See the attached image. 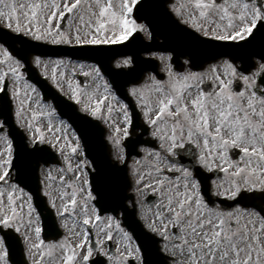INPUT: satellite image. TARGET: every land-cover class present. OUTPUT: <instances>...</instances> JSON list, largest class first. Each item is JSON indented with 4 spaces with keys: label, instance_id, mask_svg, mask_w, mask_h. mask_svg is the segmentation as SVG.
Here are the masks:
<instances>
[{
    "label": "snow or ice",
    "instance_id": "obj_1",
    "mask_svg": "<svg viewBox=\"0 0 264 264\" xmlns=\"http://www.w3.org/2000/svg\"><path fill=\"white\" fill-rule=\"evenodd\" d=\"M139 3L140 0H0V20L4 22V28L34 41L57 45L72 44L73 41L76 45H115L144 30V25L132 18ZM172 11L193 33L209 41H245L258 25L264 27V0H180L179 6L174 5ZM68 17L78 21L74 34L62 30L61 22ZM33 63L37 67H48L39 56L34 57ZM54 63L59 65L63 62L57 60ZM128 63V60L123 61L125 65ZM23 67L21 61L7 49L0 48V85H5V77L11 75L14 83L11 96L17 102L14 111L16 122L19 127L33 133V144L37 140L42 143L43 132L38 127L33 128L36 112L31 113V118L25 113V107L31 100L27 90L35 92V89L25 82L24 98L21 97L19 85L23 74L20 69ZM165 70L166 81L150 76V84L129 90L132 96L138 98L144 121L151 129V137L159 142L160 147V151L155 152L142 149L150 158L149 170L134 172L137 192L150 189L153 195L159 197L158 211L148 225L149 230L165 242L163 250L171 252L173 264H180L175 260V250L186 257V264H264V209L256 210L239 204L241 199H251L257 194L264 199V90L257 94L254 79L257 73L251 76L238 73L229 60H223L219 65L212 66L210 72L204 73H174L168 66ZM261 71H264V65H261ZM83 75L103 79L98 67ZM51 79L54 83L57 80L55 68ZM206 81L211 84L210 89L202 87ZM237 82L242 83V89H234L233 85ZM103 87L108 93V84L104 83ZM145 88L154 96V103L146 98ZM0 91H3L2 87ZM70 98L81 104L78 90L72 89ZM112 99L115 100V96ZM88 100L93 101V97L89 96ZM107 101L108 96L103 95L92 103L83 104L81 110L100 118L101 106ZM120 109L125 123L130 124L126 105L121 104ZM112 111L113 106L108 103L109 115ZM52 114L42 113L47 116ZM3 129L4 124L0 123V142L4 145L0 149V182L8 184L13 146ZM48 131H53L51 125ZM60 131L55 129L56 133ZM115 131L119 133L120 128ZM124 135H128L127 128ZM55 138L57 142L61 138L68 140L66 134L63 137L56 135ZM116 143L119 144V140ZM185 144L199 149L195 159L200 168L210 174H222L211 179V195L232 201L235 207L229 205L225 210L210 206L211 201H206L202 195L201 184L193 172L186 167H178L171 160L176 150L184 148ZM68 146L76 153L77 147ZM81 167L82 162L77 164V169ZM68 171L73 172L70 165ZM47 178L52 179L50 175ZM60 179L63 181L64 177ZM76 179L79 180L80 175H76ZM83 184H88L87 179ZM67 186L72 188L70 199L62 204V211L57 209V215L63 217L69 211V205L75 212L79 205L82 223L89 225L92 219L88 201L94 199L92 193L88 191L78 201L77 193L84 192V188L78 189L70 182ZM9 189L7 203L4 202L5 190L0 189V227L14 229L23 236L31 264H89L94 251L105 257L108 264H132L133 260L142 264L141 249L132 246V237L123 232L119 224L116 228L123 232V239L128 243L121 249L118 242V256L103 247L104 240H98L95 249L86 247L89 239L87 231L83 232V239L74 247H69L66 242L45 245L40 239L39 216L33 219L35 209L31 197H28L25 217L24 205H19L18 210L16 204L20 199L15 195L17 185L12 183ZM19 191L23 194V189ZM67 195L62 192L61 200ZM51 207H57L54 201ZM95 212L93 208L92 213ZM95 219L99 221V215ZM107 220V228L111 229L113 217L108 216ZM169 226L178 231H170ZM100 232L104 233L105 229L101 228ZM32 233L38 243L33 241ZM74 235L79 236L80 233ZM106 239H112L111 231L106 233ZM57 250L60 253L58 258L54 255ZM0 264H9V251L3 239H0Z\"/></svg>",
    "mask_w": 264,
    "mask_h": 264
},
{
    "label": "flooded vegetation",
    "instance_id": "obj_2",
    "mask_svg": "<svg viewBox=\"0 0 264 264\" xmlns=\"http://www.w3.org/2000/svg\"><path fill=\"white\" fill-rule=\"evenodd\" d=\"M180 0H168L167 7L172 13V15L175 17L176 20H178L179 24L186 28L187 26L182 24L180 22V18L175 15L172 11L173 6H179ZM143 25V24H142ZM188 28V27H187ZM190 29V28H189ZM147 28L144 26V30L141 31L143 38L147 41L150 39V34L146 31ZM191 30V29H190ZM146 31V33H145ZM193 33V32H192ZM196 37H198L197 34L193 33ZM158 41H161L162 39L156 36ZM184 41H187L188 39H191V42H194L192 38H189L188 36H185ZM197 39V38H193ZM217 42V41H215ZM217 43H225L227 45V49L224 50L223 47L220 49H217L216 52H213V60L207 63L201 64L200 67L192 68L190 67L192 64L190 63V57L191 55L185 51L180 52L178 55L177 53H173L171 51L163 50V51H150L148 53H145L143 56L150 57L153 59H156L158 70L159 72L163 73V77H157L152 72H146L144 75L141 83L138 85L130 86L129 90L132 88H144L145 85L150 84L149 77L154 76L157 80L166 81L168 79L167 72L165 70L166 66L170 67L174 73H186V72H197V73H204V72H210V69L212 66L219 65L223 60H229L231 63L234 64V66L238 69L239 72H243L246 75H253L254 73H257L255 75L254 79L256 80V91L259 95L262 90H264V71H261V65H264V27H260L258 25V28L254 30L253 35L248 37L245 41L240 42H217ZM177 56L179 60L182 63V71L177 72L172 68V65L170 64V60L172 57ZM123 59H129V58H123ZM186 61L188 63H186ZM207 84V85H205ZM202 87L206 89L211 88V84L206 81ZM234 89H242L243 85L240 82H237L233 85ZM132 96V95H131ZM145 96L146 98L154 103V96L151 92L145 88ZM133 102L135 107L138 110V113L140 115V119L137 120V124L134 125L131 128V123L126 124L124 113L123 111L119 112L117 116H105V113L102 112V123L104 126L107 127L106 130V138L110 142L111 152L114 156L119 157L120 162L124 158L125 155V144L126 139L128 137H132L137 142V152H140L139 155H133L128 164V171L133 174L134 172H146L148 171V162L149 159L146 157L145 152L142 151V149H148L150 151H160L159 142L154 140L151 137V129L148 127V125L144 121L143 112L141 110V107L139 106L140 102L137 97L132 96ZM123 103H120V105ZM124 105V104H123ZM128 116L131 120L130 112L128 111ZM132 122V121H131ZM119 127L120 132L117 133L115 129ZM127 128L128 135H124V129ZM119 140V144L116 143V141ZM2 147V144H0V149ZM199 149H196L194 145L192 144H185V147L182 149L176 150V155L171 157V160L176 163V165L183 166L188 168L190 171L194 166H199L196 162L195 155L198 154ZM178 174V173H177ZM179 175V174H178ZM8 184H4L3 182H0V189L5 190V196H4V202L7 201V191L9 190V185L12 184V177L11 172L10 176L7 178ZM135 179V177H134ZM148 194H152L151 190L149 191H142L137 192L134 197V204L136 206L137 214L140 220L143 222V224L149 229L148 225L155 219V214L157 213V205L159 204V197L155 196V200L152 203H147L146 196ZM157 224H159V221H156ZM170 231H178L176 229H172L171 226H169ZM21 235V234H19ZM22 236V235H21ZM159 237V236H158ZM0 239L1 236H0ZM178 242V241H177ZM164 241L161 240L159 237V244H160V250L163 253V255H160L158 258V261L160 263L166 264H173V258L171 252L166 253L164 249ZM134 247H137V244H134ZM168 247L171 249L172 245L169 244ZM105 249H111V254L114 256H117V252L113 249V247H110L108 244ZM175 260L177 262H180V264H186V257L182 256L179 252V250H175ZM140 258L142 261V254H140ZM31 261V260H30ZM134 263L137 264V262L134 260Z\"/></svg>",
    "mask_w": 264,
    "mask_h": 264
},
{
    "label": "rangeland",
    "instance_id": "obj_3",
    "mask_svg": "<svg viewBox=\"0 0 264 264\" xmlns=\"http://www.w3.org/2000/svg\"><path fill=\"white\" fill-rule=\"evenodd\" d=\"M57 2H60V0H57ZM72 19L73 20H71L70 22L67 23L68 26L63 31H72L74 34V29H75L78 21L75 20L73 17H72ZM53 27H55V22H54ZM72 44H75V42L73 41ZM57 60L62 61V59H44V62L48 64L47 69H45L43 67V65L41 67H38V68L43 73L44 77H46L48 80H50V82H52L54 85H56L57 88H59L62 92L67 94L69 97H71V90L72 89L78 90L80 98H81V104H78L80 109H82L83 104L92 103V102H94V100L96 98H100L102 96V93H103L102 85L103 84H102L101 79L93 77V78H91V81L88 84L81 87V86L77 85L76 80L74 79V76H73L74 72H76V71L82 72V73L90 72L91 68H93V66L88 65V64H76V63H73V64L61 63L59 65H57V64L55 65L54 62ZM62 62H64V61H62ZM60 65L62 67H59ZM53 68H55V70H56V77H57V80L55 83L51 79ZM4 70L7 71L6 68ZM61 73H63L64 75L61 76L60 75ZM6 77L9 79V91L11 94V90L14 87L13 78L11 77V75H8ZM24 83H25V80L23 79L19 85V87L21 88V97L22 98H24V93H25V89L23 87ZM69 84H71V89L69 88ZM27 91L31 96V100L28 101V104L25 107V113L29 118H31V113L36 112L37 118L35 121H33V128L35 129L38 127L43 132L44 141L42 143H47V144L51 145L56 151L60 152L62 157H63V162L67 163L68 167H69V165L72 167L73 172H69L70 173V176H69L70 180H69V177H68V180L71 181L70 183H72L74 187H76L78 189L81 187L84 188V192H78L77 193V200L80 201L81 198L83 196H85L88 192V190H85L86 185L83 184L84 179H86L85 176L83 175L85 173V172H83V170H84L85 164H87V163L83 159V157L81 158V160L78 159L79 156L81 157V152H79V145L77 142V137H75V135L72 133V131L70 130V127L64 121L59 120L55 116L53 110L47 104H44L41 101L40 95L38 94V92L36 90H35V92H32L31 89H28ZM89 96L93 97V101L88 100ZM114 103L115 102H113V103L111 102L112 106H114ZM14 106H15V108L17 107L16 101H14ZM47 112H52L53 114L51 116L42 115V113H47ZM98 119H100L102 121V106H101L100 118H98ZM49 125H51L53 128V131H51V132L48 131ZM57 128H59L61 130L59 133L55 132V129H57ZM24 131L27 134L29 142L32 143L33 133H30V132L26 131L25 129H24ZM65 134L67 135L68 140L65 141L63 138H61L59 140V142H57V140L55 138L56 135H60L61 137H63ZM38 142L41 143L40 141H38ZM69 144H71L72 147H77V151L74 155H73V152L71 151V148L68 146ZM2 148H3V144H2L1 149ZM81 162H82V167L80 169H77V164L81 163ZM60 170H61V168H53V169L51 168V169L45 170L42 172L41 179H42L44 192L48 193V198H49L50 204L52 201H54L57 205V207L54 208V210H55L56 216L58 218V222H59L60 227L63 229V231H65V235L63 237V240L60 242H66L68 245L74 246L76 243L80 242V240L83 239V232L86 231V229H85L86 225H83V223H82L83 216L80 215V206L79 205L75 209V212H73L72 206L69 205V211L67 213H65V215L63 217L57 215V209H60L61 211L63 210L62 204L68 202V200L70 199V194L72 192V188H69L67 186L68 183L66 184L63 181H61L60 177L63 175L61 174ZM49 175L52 177V179L47 178ZM76 175H80L79 180L76 179ZM87 181H88V178H87ZM134 186H135V188H137L135 183H134ZM62 192L68 193V195L65 196L63 198V200H61V193ZM15 195L20 197V199H18L16 201V204L18 206V210H19V205L23 204L24 205L23 214L26 217L28 197H26L24 194H21V193H19V194L15 193ZM92 202H93L92 200L88 201V212H89V216L92 219V223H90L89 225L92 227V230L96 232L98 239H100V236L103 235V233L100 232L101 228H104L106 233L108 232V230L111 231L112 239L115 240L116 245H118V242H119L121 249H123V246L128 243V241H124V239H123V235H122L123 232L117 230L114 220H112L111 229L107 228V224L109 223L108 221L103 223L101 218L99 221H97L95 219V214L92 213V209H93ZM34 218H36L35 211L33 212V219ZM73 221H75V223ZM22 230L24 231L23 228H22ZM74 233H80V235L76 236V235H74ZM32 239H33V241H35L34 233H32ZM86 247H87V245H86ZM77 251L80 252L81 250L77 249ZM54 255L56 256V254H54Z\"/></svg>",
    "mask_w": 264,
    "mask_h": 264
},
{
    "label": "water",
    "instance_id": "obj_4",
    "mask_svg": "<svg viewBox=\"0 0 264 264\" xmlns=\"http://www.w3.org/2000/svg\"><path fill=\"white\" fill-rule=\"evenodd\" d=\"M147 5L151 6L152 4L145 3L143 5H140L138 9L139 13L144 14V12L147 9ZM0 40H2L4 43L10 46V48L12 49L13 45L6 38L2 37L0 38ZM48 49L51 48L35 45V47L32 48L31 51L35 53H47ZM83 51L84 52L82 53L83 55L82 57H90L91 59H95L99 61V63L102 66V48L92 47V48H86ZM17 54L20 55V58L23 59L26 65L25 70L28 73V75L32 77L35 81H37L38 85L44 88V92L45 94H47L49 92L48 89L50 88L47 86L45 81L35 76L36 70L30 65L29 57L27 55L25 56L20 54V52H17ZM1 95L5 96L3 95V93ZM6 99L7 98L1 101V112H3L4 108L6 107V103H7ZM67 117L74 124V126L82 136L86 144V148L89 153L90 159L92 160L95 166L96 171L91 174V182H92L93 190L97 194L96 204L98 205L102 213V210H109V208H106V205H113V206L118 205V202L116 203V201H113V199L117 201H123L124 199L123 195L126 187L124 184H121L122 189L116 187L115 185L108 186L111 183L120 182L121 180L120 178L115 176L111 172V170L102 169V141L100 139L102 137V132L100 131L102 130L97 128L94 131V134L90 136L89 127H92V124L87 118H85V116L78 114L74 108L71 109V112L67 115ZM10 133L15 145L14 165L17 171V176H18L17 179L18 181L22 182V184H24L30 190V192H32V194H34V197H36L35 195L39 190V188L36 187L37 168L30 166L28 162L24 164V161H22V159H24V155L28 151L26 149L23 135L18 130H16L11 124H10ZM123 177L125 178L127 177L126 170H124ZM39 205L41 206L40 203ZM43 218H44V230L45 232L47 231L49 232L52 224L51 221L52 217L50 218V215L46 214L43 215Z\"/></svg>",
    "mask_w": 264,
    "mask_h": 264
}]
</instances>
